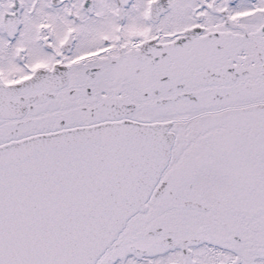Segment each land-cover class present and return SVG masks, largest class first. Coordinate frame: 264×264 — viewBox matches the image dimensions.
Segmentation results:
<instances>
[{
    "label": "snow or ice",
    "instance_id": "snow-or-ice-1",
    "mask_svg": "<svg viewBox=\"0 0 264 264\" xmlns=\"http://www.w3.org/2000/svg\"><path fill=\"white\" fill-rule=\"evenodd\" d=\"M0 264H264V0H0Z\"/></svg>",
    "mask_w": 264,
    "mask_h": 264
}]
</instances>
